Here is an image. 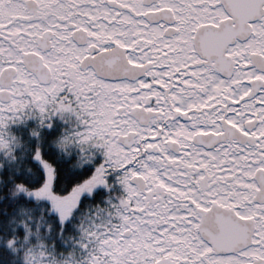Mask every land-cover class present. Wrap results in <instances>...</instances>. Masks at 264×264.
I'll use <instances>...</instances> for the list:
<instances>
[{
  "label": "snow or ice",
  "instance_id": "snow-or-ice-1",
  "mask_svg": "<svg viewBox=\"0 0 264 264\" xmlns=\"http://www.w3.org/2000/svg\"><path fill=\"white\" fill-rule=\"evenodd\" d=\"M0 264H264V0H0Z\"/></svg>",
  "mask_w": 264,
  "mask_h": 264
}]
</instances>
